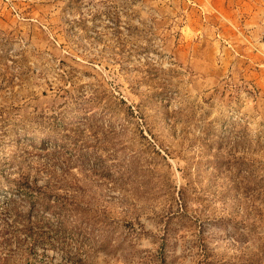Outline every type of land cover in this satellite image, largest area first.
Returning a JSON list of instances; mask_svg holds the SVG:
<instances>
[{
	"label": "rangeland",
	"instance_id": "374dc122",
	"mask_svg": "<svg viewBox=\"0 0 264 264\" xmlns=\"http://www.w3.org/2000/svg\"><path fill=\"white\" fill-rule=\"evenodd\" d=\"M52 115L81 210L2 198L0 264H264V0H0V187Z\"/></svg>",
	"mask_w": 264,
	"mask_h": 264
},
{
	"label": "trees",
	"instance_id": "16d2710c",
	"mask_svg": "<svg viewBox=\"0 0 264 264\" xmlns=\"http://www.w3.org/2000/svg\"><path fill=\"white\" fill-rule=\"evenodd\" d=\"M132 113L133 110H131V114ZM47 119L50 120L48 124L49 132L44 130H33L31 132V137H29V144L33 145L35 149H40L42 151H26L24 154L16 152L12 157L14 159L22 158L24 161H34L43 166L45 163H49L53 169H48L42 166L34 167L33 165H30L28 169L22 167V169L19 170V176L9 181L8 189L0 187V200H2V198L12 200L15 195H19L30 203L32 210L40 209L59 215L64 213L63 217H77L81 209L76 201L77 195L75 193V187L79 182V177L74 172V168L79 166L80 162L85 163L88 160L89 154L77 152V149L73 148H69L73 153L68 154V151L65 148V143H60L64 139L59 136V133L62 132L64 128H67L64 121L66 118L61 115H52L47 117ZM59 120L62 121L64 128L61 127L60 123L58 124V122H60ZM73 123L76 124L77 121H73ZM34 124L36 123H32V126H34ZM71 127L74 128V125ZM71 130L77 131L75 128ZM77 140L78 139L75 137V144L77 143ZM43 158L46 159V161L41 162L40 160ZM30 167H32V169H29ZM31 172L47 173L49 180L45 187L38 185L36 175H33ZM61 187L71 189L70 192H72V195L59 204H53L50 199V196H52V190L50 191L46 189H57ZM42 189H45L44 192H42Z\"/></svg>",
	"mask_w": 264,
	"mask_h": 264
},
{
	"label": "crops",
	"instance_id": "0c3cea01",
	"mask_svg": "<svg viewBox=\"0 0 264 264\" xmlns=\"http://www.w3.org/2000/svg\"><path fill=\"white\" fill-rule=\"evenodd\" d=\"M239 26L238 25H236V23L234 22V23H232V28L233 29H237Z\"/></svg>",
	"mask_w": 264,
	"mask_h": 264
}]
</instances>
